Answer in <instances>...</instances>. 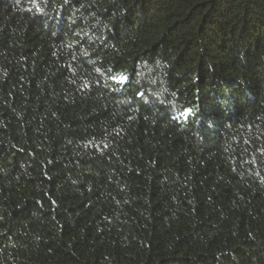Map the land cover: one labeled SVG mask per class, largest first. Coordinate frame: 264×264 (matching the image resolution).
<instances>
[{"label": "trees", "instance_id": "trees-1", "mask_svg": "<svg viewBox=\"0 0 264 264\" xmlns=\"http://www.w3.org/2000/svg\"><path fill=\"white\" fill-rule=\"evenodd\" d=\"M0 264H264V0H0Z\"/></svg>", "mask_w": 264, "mask_h": 264}]
</instances>
